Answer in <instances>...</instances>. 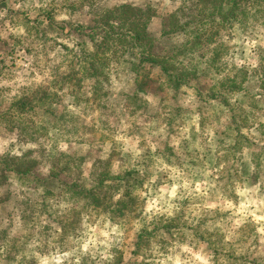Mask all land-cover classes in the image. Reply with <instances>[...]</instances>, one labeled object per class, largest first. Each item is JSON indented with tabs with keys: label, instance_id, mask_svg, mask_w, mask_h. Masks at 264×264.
<instances>
[{
	"label": "rangeland",
	"instance_id": "374dc122",
	"mask_svg": "<svg viewBox=\"0 0 264 264\" xmlns=\"http://www.w3.org/2000/svg\"><path fill=\"white\" fill-rule=\"evenodd\" d=\"M244 1L238 19L210 30L222 59L208 75L177 93L152 84L134 95L135 52L115 48L97 96L95 78L80 72L97 39L86 28L105 10L150 8L155 52L166 56L185 41L161 36L166 15L191 1L0 0V156L36 149L4 112L37 92L29 118L46 128L45 148L84 157L86 176L110 153L114 171L143 175L135 210L117 220L54 198L48 218L37 190L0 186V197L11 194L0 203V264H264V0Z\"/></svg>",
	"mask_w": 264,
	"mask_h": 264
},
{
	"label": "trees",
	"instance_id": "16d2710c",
	"mask_svg": "<svg viewBox=\"0 0 264 264\" xmlns=\"http://www.w3.org/2000/svg\"><path fill=\"white\" fill-rule=\"evenodd\" d=\"M189 2L190 5H182L166 15L161 36L182 35L185 39L180 47H172L171 53L166 56L155 52V40L148 31L149 24L155 16L150 8L121 5L101 13L102 18L96 28L89 30L86 28L87 37H90L91 41L94 37L97 39L92 45V53L85 52L80 62V67L83 68L80 72L87 77L95 78L96 86L92 87L93 93L97 95L99 89L96 88L105 81V75L99 66L106 62L108 51L115 48L122 53L125 49L135 52L132 57L133 65L136 66L133 69L136 76L134 95L144 93L152 84H155L156 90L160 88V91H163L168 88L177 93L182 87L197 80L200 72L208 75L207 72L213 70L216 63L222 59L220 55L222 48L219 43H211L215 36L210 35V30L213 27L225 29L226 23L238 19V16L243 14L240 9L241 3L247 1L189 0ZM197 6H200V9H197ZM250 6L246 4L245 8ZM239 22L232 21L231 25ZM200 27L203 29L201 32ZM201 44L204 47L209 46L206 50L208 53L195 57L194 49ZM145 65L158 69L159 79H154ZM198 65L203 66L202 70H198ZM225 88V92L232 96L239 92L233 80H230ZM36 94L37 92H34L19 98L4 112L6 123L13 126H10V129L18 128L19 139L24 141L26 138L36 149L24 151L16 156L10 154L0 156V186L6 185L8 191L13 187L11 182L16 180L24 187L34 188L40 193L38 206L42 214L48 218L52 216L49 213L48 206H51L49 198L80 205L82 210L101 213L110 220L126 218L127 214L135 210L134 203L138 199L135 192L141 187L143 175L134 167L122 169L120 165L118 171H114L116 160L111 158L113 153H110L106 159L95 158L91 163L90 173L86 176L81 166L84 157L45 148L46 128H37L36 123L29 118V114H33L35 109L39 108L32 103L39 101ZM240 124L236 122L237 129H240ZM9 196L10 193L1 196L0 203ZM65 220L61 221V218L55 217L51 219L53 223L58 224L60 230L67 226ZM143 242L145 240H142Z\"/></svg>",
	"mask_w": 264,
	"mask_h": 264
}]
</instances>
